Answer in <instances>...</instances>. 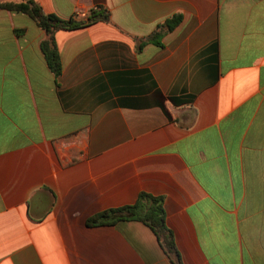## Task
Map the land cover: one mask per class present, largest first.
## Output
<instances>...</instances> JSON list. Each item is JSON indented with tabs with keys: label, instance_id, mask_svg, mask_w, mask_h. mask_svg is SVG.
Returning <instances> with one entry per match:
<instances>
[{
	"label": "crops",
	"instance_id": "obj_1",
	"mask_svg": "<svg viewBox=\"0 0 264 264\" xmlns=\"http://www.w3.org/2000/svg\"><path fill=\"white\" fill-rule=\"evenodd\" d=\"M0 10V264H171L144 224L87 225L163 198L183 264H264V0H35ZM161 46L138 40L173 15Z\"/></svg>",
	"mask_w": 264,
	"mask_h": 264
},
{
	"label": "trees",
	"instance_id": "obj_2",
	"mask_svg": "<svg viewBox=\"0 0 264 264\" xmlns=\"http://www.w3.org/2000/svg\"><path fill=\"white\" fill-rule=\"evenodd\" d=\"M1 9L28 15L45 32V38L40 44L41 50L49 69L55 76L61 72L59 52L55 42L56 32L81 28L98 21L107 22L109 19L108 11L101 7L91 10L85 19L72 17L63 19L55 14L46 13L35 0H0ZM181 20L182 16L177 14L158 24L148 37L138 40V48L150 42L161 46L162 36L173 30ZM121 220H134L147 226L155 234L169 262L183 264L175 244L174 234L166 224V214L161 196L141 192L133 204L100 211L87 219V225H112Z\"/></svg>",
	"mask_w": 264,
	"mask_h": 264
}]
</instances>
